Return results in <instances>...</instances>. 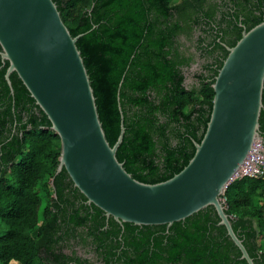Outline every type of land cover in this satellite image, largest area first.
Listing matches in <instances>:
<instances>
[{
    "label": "trees",
    "instance_id": "obj_1",
    "mask_svg": "<svg viewBox=\"0 0 264 264\" xmlns=\"http://www.w3.org/2000/svg\"><path fill=\"white\" fill-rule=\"evenodd\" d=\"M53 1L71 35L83 33L76 45L110 145L120 131L121 107L125 130L117 159L146 183L179 172L194 153L193 140L199 142L204 134L214 96L211 85L227 50L216 43L223 53L214 57L215 48H204L201 56L213 61L203 64L206 75L195 73L197 83L188 88L183 68L193 55L181 49L177 38L183 34L191 40L199 12L207 17L213 5L205 9L203 0ZM240 37L227 41L229 46ZM7 66L0 58V264H41L40 253L48 251L57 227L61 181L69 176L64 168L55 175L59 137L15 72L9 77L11 92L4 77ZM262 102L259 132L264 137V88ZM222 198L234 232L254 263L264 264V180L233 178ZM80 206L83 213L68 201L67 208L59 209L61 217L92 223V230L100 232L108 221L107 229L113 228L114 236L130 244L136 255L130 264H247L212 206L169 227L119 224L111 217L106 220L93 204Z\"/></svg>",
    "mask_w": 264,
    "mask_h": 264
},
{
    "label": "water",
    "instance_id": "obj_2",
    "mask_svg": "<svg viewBox=\"0 0 264 264\" xmlns=\"http://www.w3.org/2000/svg\"><path fill=\"white\" fill-rule=\"evenodd\" d=\"M53 0H0V58L11 87L15 72L58 135L55 174L63 168L88 204L113 218L136 225H166L212 206L240 258L255 264L234 232L222 195L260 139L264 88V19L233 46L218 69L209 119L187 164L155 183L135 179L116 157L124 134L113 145L105 137L89 72L77 39Z\"/></svg>",
    "mask_w": 264,
    "mask_h": 264
},
{
    "label": "flooded vegetation",
    "instance_id": "obj_3",
    "mask_svg": "<svg viewBox=\"0 0 264 264\" xmlns=\"http://www.w3.org/2000/svg\"><path fill=\"white\" fill-rule=\"evenodd\" d=\"M235 3H239V5L235 6ZM203 5H205V9L213 5V14L206 17L199 12V22L192 24L191 40H187L183 34H180L177 38L178 43H182L181 49H184L186 54L193 55L192 62L187 67H184L183 70L196 66L197 70L193 73L195 84L197 79L194 74L203 73L206 75L203 64L213 61L212 57L201 56L204 48H215L213 56H220L223 51L216 46V43L226 49L225 46H229L227 41L235 39L238 34H242L256 20L262 21L264 19V0H203ZM201 19L203 20L201 21ZM203 28L208 31L204 33ZM69 179L66 178L63 182L61 181V185L64 188L62 190L63 197L56 200L59 207L55 209L58 212L55 223V227H57L52 240L49 242L48 251L42 249L43 251L40 253V263L130 264L129 262L136 255L132 254L130 244L127 246L125 242L119 241L121 238L114 236L113 228L107 229V226H111L108 221L102 227L104 231L100 232L101 228L97 231L92 230V223L75 224L73 221L68 219L65 221L64 217H61L62 212L59 209L67 208L68 201L72 202L77 210H80L79 213H83V208L80 205L82 203L87 204L72 189L73 184L69 183ZM51 181H53V178ZM97 235H101L103 238L99 239L96 237ZM126 260H128V263H126ZM9 264L18 263L11 261Z\"/></svg>",
    "mask_w": 264,
    "mask_h": 264
},
{
    "label": "built area",
    "instance_id": "obj_4",
    "mask_svg": "<svg viewBox=\"0 0 264 264\" xmlns=\"http://www.w3.org/2000/svg\"><path fill=\"white\" fill-rule=\"evenodd\" d=\"M236 175L240 177L260 178L264 180V143L257 139L247 154Z\"/></svg>",
    "mask_w": 264,
    "mask_h": 264
},
{
    "label": "rangeland",
    "instance_id": "obj_5",
    "mask_svg": "<svg viewBox=\"0 0 264 264\" xmlns=\"http://www.w3.org/2000/svg\"><path fill=\"white\" fill-rule=\"evenodd\" d=\"M196 66L185 68L183 70L184 76H185V86L188 88L192 87L194 85V80H193V73L196 71ZM260 140L264 142V137L260 136ZM238 177L237 175L234 176V178ZM224 200V198H222Z\"/></svg>",
    "mask_w": 264,
    "mask_h": 264
}]
</instances>
